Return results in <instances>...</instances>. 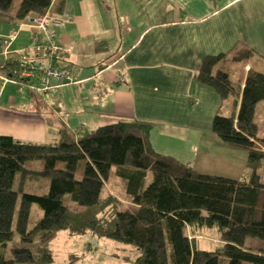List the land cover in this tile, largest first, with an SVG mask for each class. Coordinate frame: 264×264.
<instances>
[{"label": "trees", "instance_id": "16d2710c", "mask_svg": "<svg viewBox=\"0 0 264 264\" xmlns=\"http://www.w3.org/2000/svg\"><path fill=\"white\" fill-rule=\"evenodd\" d=\"M54 2L0 0V16L22 22L61 5ZM252 54L243 48L234 60ZM226 58L206 57L196 79L223 100L235 96L236 107L240 98L237 114H216L212 131L222 143L247 151L245 177L202 174L158 152L150 141V126L136 121L84 133L64 129L56 143L0 135V264H52V250L11 243L16 236L22 243L45 241L59 230L93 232L131 245L137 256L127 258L128 264H220L222 257L228 264H264V131L259 136L255 121L256 106L264 101V73L251 67L241 88L233 83L232 70L223 68ZM16 68L18 61L6 63L9 76ZM36 160L43 161L42 170L26 167ZM113 167L130 201L126 206L119 201L122 195L106 191ZM149 171L154 177L147 184ZM38 176L49 180L48 192H25L28 179ZM33 204L43 218L31 228ZM213 228L219 231L220 245L213 251L200 248L204 231ZM9 246L11 258L6 255Z\"/></svg>", "mask_w": 264, "mask_h": 264}, {"label": "crops", "instance_id": "0c3cea01", "mask_svg": "<svg viewBox=\"0 0 264 264\" xmlns=\"http://www.w3.org/2000/svg\"><path fill=\"white\" fill-rule=\"evenodd\" d=\"M60 3L50 11L65 20L56 29L65 58L80 74L93 70L94 75L47 93L20 94L2 77L7 76V58L45 62H37L29 49L30 31L20 26L23 22L0 16V135L45 144L54 143L64 129L85 132L136 121L150 126L155 150L177 159L190 156L188 163L202 174L231 179L248 174L247 151L222 143L212 131L216 114H237L240 98L237 107L235 96L223 100L199 83L196 73L206 57L223 54L224 69L239 67L234 79L241 88L251 67L264 73V0ZM243 48L252 56L234 60ZM263 102L255 109L260 132Z\"/></svg>", "mask_w": 264, "mask_h": 264}, {"label": "rangeland", "instance_id": "374dc122", "mask_svg": "<svg viewBox=\"0 0 264 264\" xmlns=\"http://www.w3.org/2000/svg\"><path fill=\"white\" fill-rule=\"evenodd\" d=\"M16 1H19V0H16ZM30 19H33V18H30ZM71 20H72L71 18H68L66 21H71ZM22 22H23L21 24L22 28L27 26V28L29 29V26L31 24L29 23L27 18L23 20ZM10 43L11 41L9 40L5 47L6 57L10 53L9 52ZM29 49L32 51L33 56H35L37 62L44 61L46 66L47 65L50 66L51 64L54 65L50 57L47 58V57L37 55L31 46ZM65 52L66 50L64 46V51L61 57L59 58L60 60L53 59L55 60L54 61L55 64L59 63L63 70L68 69L70 67L72 68L76 67L80 75L79 68L73 63L68 62L67 59L65 58ZM9 61L14 62L17 60H9L7 58V62ZM20 64L21 66L25 65L23 61H18V68L12 69L13 76H9L8 74L7 76H2V77H5L4 79L5 82H12L16 84L20 94H25L26 91L30 94H35V95L42 94V93H47L48 91H54L58 88H61L64 85L71 84V83H65L63 85H56L54 83H51V86L47 90L45 91L37 90L34 87L35 84L33 83L30 84L31 79H29V77L27 78L23 76V72H25L26 69H28L29 65L26 64V67L22 68ZM235 66L237 65L235 64ZM239 74H240L239 67L238 68L234 67L232 69V78H233L234 84H238V81L235 82L234 78H235V75H239ZM79 75H78V81L72 84H78L80 82ZM46 78L47 77H45V79ZM231 102L229 103L231 104ZM262 104L264 105V102ZM230 108L232 109L231 106ZM224 112L222 114H224ZM71 132L72 133H77V132L84 133V132H80L76 130L71 131ZM261 132L263 134V131ZM261 132L259 128V136H262V134L260 135ZM57 141L58 139L52 142L56 143ZM188 158H190V156H187V158L180 157L178 160L183 163L190 164L188 163ZM26 167L31 170L40 171L43 169V161L42 160L30 161L26 163ZM116 170H117L116 167L112 168L110 178L106 184V191L110 193H114V194H119V196L122 195V197L120 196L121 198H119L120 199L119 201L122 203L123 206H126L127 204L130 203V201L123 195L124 192H123V189L121 188V184L117 183V179H119L121 183H122V179L116 176ZM153 177H154L153 173L149 171L146 177L147 184L153 181ZM48 189H49V180L38 176V177L28 179L25 192H30V193L33 192L39 195H43L48 192ZM72 208L75 209L74 206H72ZM42 218H43V211L40 209V207L37 204H33L31 208L29 226L32 228ZM220 243L221 242L219 241V231L217 228L205 230L204 237L199 240L200 248L210 250V251L215 250L220 245ZM11 244L16 245L17 247H28V248L33 249L34 251H37L39 248L50 249L52 250L53 256H54V260L52 264H128V262L126 261L127 258L134 259L137 256L135 249L131 245L124 244L116 240L99 237L93 232H86L83 235H72L71 233H68V231L59 230L54 233L52 238L45 240V241L37 240L32 244L22 243L16 236ZM10 249H11V246H9V248L7 249V252H6L7 258H11V254L9 251ZM220 264H228V260L222 257L220 259ZM242 264H250V263L244 262Z\"/></svg>", "mask_w": 264, "mask_h": 264}, {"label": "built area", "instance_id": "2783aa9c", "mask_svg": "<svg viewBox=\"0 0 264 264\" xmlns=\"http://www.w3.org/2000/svg\"><path fill=\"white\" fill-rule=\"evenodd\" d=\"M27 20L31 24L29 26V31L32 49L39 56L50 57L54 65H36L23 61L25 65L21 66L20 64L22 68H25L26 64L29 65L28 69L23 72V76L29 77V79H31L30 84H35L34 87L42 91L47 90L51 86V83L63 85L65 83L72 84L78 81L79 72L76 67L63 70L61 65L59 63L55 64V60H53H60L59 58L64 51L63 43L56 31V29L62 25L64 19L48 11L43 16H29ZM45 77L47 78L45 79Z\"/></svg>", "mask_w": 264, "mask_h": 264}, {"label": "water", "instance_id": "95a60500", "mask_svg": "<svg viewBox=\"0 0 264 264\" xmlns=\"http://www.w3.org/2000/svg\"><path fill=\"white\" fill-rule=\"evenodd\" d=\"M94 75V71L93 70H84L81 72L79 78L81 80L85 79V78H88L90 76H93Z\"/></svg>", "mask_w": 264, "mask_h": 264}]
</instances>
